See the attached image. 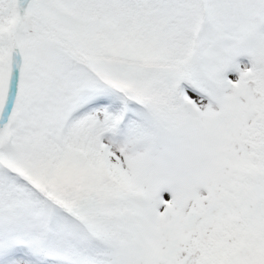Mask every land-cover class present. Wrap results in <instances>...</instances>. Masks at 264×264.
<instances>
[{"label":"snow or ice","instance_id":"obj_1","mask_svg":"<svg viewBox=\"0 0 264 264\" xmlns=\"http://www.w3.org/2000/svg\"><path fill=\"white\" fill-rule=\"evenodd\" d=\"M0 264H264V0H0Z\"/></svg>","mask_w":264,"mask_h":264}]
</instances>
